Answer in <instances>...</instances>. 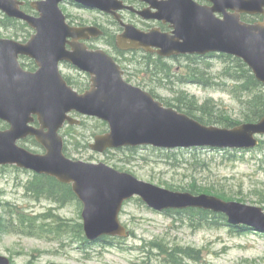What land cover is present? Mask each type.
<instances>
[{
  "label": "water",
  "instance_id": "95a60500",
  "mask_svg": "<svg viewBox=\"0 0 264 264\" xmlns=\"http://www.w3.org/2000/svg\"><path fill=\"white\" fill-rule=\"evenodd\" d=\"M66 0L30 3L38 16L21 10L22 2L0 0V12L25 22L34 34L25 44L0 39V166H16L37 175L54 178L71 186L82 205L84 236L89 242L101 237H125L119 221L125 201L138 197L148 208L166 210L200 209L224 214L233 226H246L264 233V211L260 207L224 201L215 196L167 190L119 172L103 163L72 160L63 154L58 132L75 112L105 122L108 131L94 136L91 151L152 146L173 150L189 148L250 150L264 136V116L254 123L232 128L205 126L175 109L164 107L150 93L122 79L120 67L102 50L89 51L84 43L102 33L96 27L72 28L65 22L59 4ZM77 5L112 15L119 21L122 8L115 0H69ZM155 14L139 12L144 19L170 24L172 35L157 31L141 33L124 25L117 36L122 50L155 47L162 57L220 53L240 59L254 78L264 85V0H205L200 6L191 0H144ZM220 15L221 17H217ZM241 15H261L253 24ZM126 40L131 42L126 45ZM125 44V45H124ZM69 46L70 50L66 49ZM34 60L37 70L25 72L18 57ZM67 62L90 76L89 89L79 94L61 78L58 64ZM35 120L38 127H34ZM33 137L43 149L35 154L17 143ZM0 264H9L0 256Z\"/></svg>",
  "mask_w": 264,
  "mask_h": 264
},
{
  "label": "rangeland",
  "instance_id": "374dc122",
  "mask_svg": "<svg viewBox=\"0 0 264 264\" xmlns=\"http://www.w3.org/2000/svg\"><path fill=\"white\" fill-rule=\"evenodd\" d=\"M59 7L65 16L84 24L97 22L106 26L105 20L96 13L66 4ZM261 19L251 17L244 21ZM33 33L23 23L12 22L0 12L1 38L23 40ZM234 66L235 63L214 56L164 60L156 69L148 70L139 55H130L122 65L127 71L125 78L170 108L179 100H193L198 104L208 101L221 115L241 122L251 96L263 92L243 93L235 89V85L222 76L226 67ZM193 68L196 69L194 73ZM60 70L76 80L78 93L87 90L83 88V85H89L87 75H77L62 66ZM198 72L205 73V79H200L204 77ZM70 116L81 121V125H66L60 135L64 139V153L72 160L103 163L161 188L190 193L194 189V195H211L224 201L260 207L264 211V136L258 138L259 147L250 151L197 149L196 152L173 151L175 154L166 151V154L158 151L162 149L141 147L135 151L109 150L99 154L91 151L89 144L95 135L107 130L106 123L74 112ZM6 127L0 122V129ZM20 145L32 152L43 153L30 139L21 141ZM33 178L32 172L12 166L0 167V218L3 224L7 221L11 224H5L8 231L0 233V256L8 258L11 264H264V235L252 230L238 234L227 222L217 218L210 221V216L200 214L167 216L147 208L138 198L125 202L119 214L127 231L126 237L91 243L71 240L76 238L74 225L82 223L80 202L73 199L61 204L45 197L36 199L26 191ZM10 209L19 211L13 210L10 214ZM19 214L27 215L31 220L32 216L42 220V215L51 219L41 225L39 237H27L24 236L27 229L17 221ZM58 219L72 225L71 232L75 233L69 235L66 228L65 232L56 234ZM175 249L179 250L176 252Z\"/></svg>",
  "mask_w": 264,
  "mask_h": 264
},
{
  "label": "trees",
  "instance_id": "16d2710c",
  "mask_svg": "<svg viewBox=\"0 0 264 264\" xmlns=\"http://www.w3.org/2000/svg\"><path fill=\"white\" fill-rule=\"evenodd\" d=\"M244 19L247 20L249 19V17H244ZM8 20H11V19H8ZM13 21L14 20H12V22ZM219 57L223 58L224 61H231L236 64V66L234 67H226L222 75L223 77L227 78L235 85V89H239L240 92H243V93H251V92L253 93V91L263 92L256 96H251L250 100L247 102L248 110L246 114L244 115L243 120L241 122L232 121L229 117H226L218 113L217 109L213 105H210L208 101L202 104H198V102L196 103L193 100L190 101L187 99L185 100V102H182L181 100H179L177 101V104L172 108L177 110L178 112H182L183 114L191 118H194L195 120H197L198 122L206 126L217 125L218 127L220 126L222 128H231V127H234L244 122H248V123L257 122L264 116V86L256 81L254 76L251 74V71L246 67V65L242 63L241 60L233 58L231 56H226V55H219ZM207 66L209 67V64ZM194 72H196L195 68H193V73ZM198 74L203 77L205 75V73H202V72H198ZM195 77L197 78L196 75H194V78ZM200 79H205V77L200 78ZM190 81L193 82V80H190ZM200 82L202 83V85L203 84L205 85L204 81H200ZM151 95L154 96L152 93ZM163 105L170 107L169 105L164 104V103ZM102 125H103V128H105L106 125L103 123ZM33 143L35 142L33 141ZM124 150L135 151L136 149H124ZM158 151L168 154V152L163 151V150H158ZM175 151L177 152L178 150H175ZM190 151L196 152L197 150H190ZM173 154H175V152H173ZM26 191L33 194V196L36 199H39V198L41 199L45 197L55 203H61V204H64V203L69 202L70 200L76 199L69 185L60 184L54 179L46 177V176L34 175L33 181H31L26 186ZM194 193H196V191L192 189L191 194H194ZM13 210H18V209H10L9 211L10 214L14 213ZM164 213L167 216H173V215H179V214H185V213H190L189 215L200 214V215H203L204 217L210 216V218L207 217L208 219H210V221H212L214 218H217V219L223 220L224 222H227L225 216L222 214L216 215L211 212L196 210V209L166 211ZM42 216H44V219L42 220H39V219L36 220V216L35 217L32 216V220H31L29 217H27V215H23V214L17 215V221L19 222V224H22L25 227V229H27L26 231H24V236L39 237L40 233L38 232L41 230V225L45 224V220L51 219V217L49 216H46V215H42ZM10 218L12 220V216ZM5 224H10V221H7ZM5 224L2 223V220L0 218V233L3 231L4 232L8 231L7 226ZM55 224L57 227L56 234H58L60 231L65 232L67 228L68 230L66 231V233H68L69 235L74 234L76 232V235H75L76 238H73L71 240L85 241L83 237V229H82L81 223L74 225L73 228H76V231L74 233L71 232L72 225L66 224L63 219H58V221ZM230 227L232 230L234 229L233 231L237 232L238 234H241V233H244L245 231L250 230L242 226L241 227L240 226H237V227L230 226ZM51 234H55V233L51 232ZM106 240L108 239L107 238L101 239V241H106ZM178 250L179 249H175L176 252ZM184 252L188 254L187 251H184ZM171 256L172 258H176L178 260L176 255L171 254Z\"/></svg>",
  "mask_w": 264,
  "mask_h": 264
},
{
  "label": "flooded vegetation",
  "instance_id": "af4514ba",
  "mask_svg": "<svg viewBox=\"0 0 264 264\" xmlns=\"http://www.w3.org/2000/svg\"><path fill=\"white\" fill-rule=\"evenodd\" d=\"M26 3V0H22ZM165 0H155L154 2H161ZM195 2L198 5H208V3L204 0H191ZM115 3L120 4L121 6L125 7L122 8L118 14H119V20H115L113 17L106 13H102L96 10H88L83 7L78 6L72 2H65L64 4L69 5L72 8H77L84 11H89L91 13H96L99 16H101L106 23V26L100 25L97 22H92L91 24H84V22L79 21L77 19H72V17L66 16L67 24L71 27H84V26H94L100 29L102 32V35L99 38H92L90 37L87 40H84L83 43L87 47L88 50H96L101 49L105 53H107L113 60L121 67L123 71V78L125 81L131 85L132 84L129 79L125 78L127 71L124 67H122L123 63L127 61V58L130 57V55H139L141 56V59L145 62L146 69H156L160 62L166 60V61H175L181 58H196L199 59L201 56L199 55H172L169 57H162L156 53L159 49L155 47H149L146 49L144 48H138V49H128V50H122L118 48L117 46V36L121 34L124 31V25L132 26V28L135 30H139L141 33H150L151 31H157L160 34H166L168 36L172 35L173 29L171 28L170 24L164 23L159 20L154 19H144L139 15V12H145L147 11V14H155L157 11L155 8L151 7L149 3H147L144 0H115ZM26 7V4L23 6ZM33 14V13H31ZM29 38H25L23 40L17 39L16 41L20 43H25ZM131 42L129 40H126V45H130ZM125 45V44H124ZM102 47V48H101ZM68 50H70L69 46H66ZM207 57V56H202ZM27 62H25V61ZM19 63L20 66L25 70L26 72H34L36 70V66L34 62L28 58L25 57H19ZM67 68L69 71H74L77 75L86 77L87 74L80 73L76 71L75 69L70 68L68 64H61L60 67ZM62 78L65 80L67 84H69L72 87H76V80L72 79L69 75L62 73L60 70ZM88 81L90 77L87 75ZM138 87L137 85H134ZM89 87V85H88ZM87 85H83V88L86 90L88 89ZM145 90V89H144ZM29 140V139H26Z\"/></svg>",
  "mask_w": 264,
  "mask_h": 264
}]
</instances>
